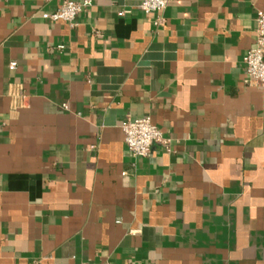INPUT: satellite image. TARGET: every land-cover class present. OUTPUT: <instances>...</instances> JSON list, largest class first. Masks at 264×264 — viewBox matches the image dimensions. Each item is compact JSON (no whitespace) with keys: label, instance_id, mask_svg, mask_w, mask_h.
I'll return each instance as SVG.
<instances>
[{"label":"crops","instance_id":"obj_1","mask_svg":"<svg viewBox=\"0 0 264 264\" xmlns=\"http://www.w3.org/2000/svg\"><path fill=\"white\" fill-rule=\"evenodd\" d=\"M140 1L0 0V264H264V0ZM127 117L164 143L131 157Z\"/></svg>","mask_w":264,"mask_h":264},{"label":"built area","instance_id":"obj_2","mask_svg":"<svg viewBox=\"0 0 264 264\" xmlns=\"http://www.w3.org/2000/svg\"><path fill=\"white\" fill-rule=\"evenodd\" d=\"M172 0H141L138 8L145 15L156 14V25H162V12ZM88 2L75 3L64 1L53 13L42 14V19L49 22L63 21L74 26L77 16L88 6ZM126 13L120 11L117 16L123 17ZM254 42L242 57L244 85L252 88L264 87V13L258 12L255 16ZM62 49V47H57ZM15 65L11 63L9 69ZM123 142L127 152L133 158H146L150 155L151 148L156 144H163L164 140L160 131L151 124L148 117L141 119L123 120L120 125ZM94 264V263H92Z\"/></svg>","mask_w":264,"mask_h":264}]
</instances>
